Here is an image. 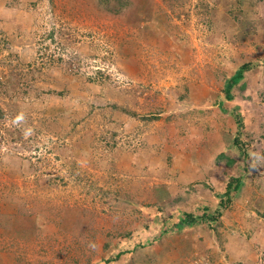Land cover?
<instances>
[{"label": "rangeland", "instance_id": "rangeland-1", "mask_svg": "<svg viewBox=\"0 0 264 264\" xmlns=\"http://www.w3.org/2000/svg\"><path fill=\"white\" fill-rule=\"evenodd\" d=\"M0 264H264V0H0Z\"/></svg>", "mask_w": 264, "mask_h": 264}, {"label": "trees", "instance_id": "trees-1", "mask_svg": "<svg viewBox=\"0 0 264 264\" xmlns=\"http://www.w3.org/2000/svg\"><path fill=\"white\" fill-rule=\"evenodd\" d=\"M51 37L50 38H52V35H50ZM248 69H249V64H244V65H242V67H240L237 71H236V73H235V75L234 76H232L230 79H229V84H228V86H227V90H226V93H227V98H230L229 97V93H230V91H231V89H232V87H234L235 85H237V83L240 81V80H242V78H243V73L245 72V71H248ZM113 108L114 109H116V107L115 106H113ZM122 112H124L125 114H133V113H128L127 111H125V110H122V109H120ZM133 116H135V115H133ZM132 116V117H133ZM146 119H148V118H146ZM239 124V123H238ZM240 125V124H239ZM240 127H241V125H240ZM240 129H242V128H240ZM240 134H241V130H236V132H235V135H236V137L233 139V141H232V147L235 149V148H239L238 146H239V143H238V140H237V138L240 136ZM225 159V156H224V154H220L219 156H218V158H217V160L218 161H222V160H224ZM254 159V158H253ZM252 159V160H253ZM237 160L235 159V158H230V159H226V166H229V168H232L234 165H236L237 164ZM241 179H238V178H235V177H233V176H230L229 177V179H228V182L226 183V185H225V193H224V196L226 197L225 199H227L228 197H229V195H230V190L231 189H237L238 188V186L240 185V181ZM220 204H223V203H220ZM220 207V206H219ZM220 208H222V207H220ZM207 211V209L205 208L204 209V213ZM221 214V212L220 211H217L216 212V214H215V217H218L219 215ZM205 216V215H204ZM187 217L191 220L192 219V216H190V215H187ZM215 217H214V220H215ZM120 255L118 254L116 257H119Z\"/></svg>", "mask_w": 264, "mask_h": 264}, {"label": "crops", "instance_id": "crops-1", "mask_svg": "<svg viewBox=\"0 0 264 264\" xmlns=\"http://www.w3.org/2000/svg\"><path fill=\"white\" fill-rule=\"evenodd\" d=\"M204 142V141H203ZM204 145H205V142H204ZM209 149H208V151L206 150L205 151V153H208V154H210V153H212L213 154V156L217 159L218 158V156L220 155V154H227V152H230V145L229 144H221V145H219V146H215V147H213V148H211V147H208ZM232 151V150H231ZM232 158V157H231ZM192 165H195V166H198V167H200V166H202L203 164H202V162L199 160V159H194V161H191L190 162ZM215 163H216V161H215ZM225 167H226V165H224ZM229 168V167H228ZM203 170L201 169L200 171H199V173L197 174V175H195V176H199V175H201V177H203L204 175H203ZM231 173L229 174V177L230 176H234V174H233V172L232 171H230ZM222 192H223V190H222ZM222 195V194H221Z\"/></svg>", "mask_w": 264, "mask_h": 264}]
</instances>
